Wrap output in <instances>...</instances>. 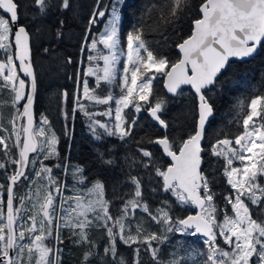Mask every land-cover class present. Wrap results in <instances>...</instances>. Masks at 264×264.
<instances>
[{"label":"snow or ice","instance_id":"obj_1","mask_svg":"<svg viewBox=\"0 0 264 264\" xmlns=\"http://www.w3.org/2000/svg\"><path fill=\"white\" fill-rule=\"evenodd\" d=\"M122 2L123 0H115L104 32L100 34L99 39H92L89 45L90 50L97 52L95 56L89 55V61L103 59L104 68L99 69L98 65L95 67L90 65L86 75L95 76L97 87L100 81L114 84L117 78L115 66L119 63L121 55H126L127 64L132 65L131 77L129 79L128 76L130 69L124 67L121 89L122 92L126 89V93L115 100L117 107L114 126L110 129L108 125L94 121L90 128L96 140H101L103 137L102 134L96 133L95 125L103 128L105 135H117L119 139L125 140L126 137L131 136V130L136 125L138 117L129 121L122 112L131 105L134 113H140L143 105L139 102L142 101L147 105L144 110L167 130L168 123L159 115L163 111L164 101L156 100L153 103L150 100L152 81L156 79L155 73H161L166 77L167 90L174 95L179 94L178 90L182 85H190L198 97V119L194 132L183 139L177 147H174L175 141L170 140L167 135L151 141L162 147L173 164L162 170L152 162L151 151L146 149L140 151L143 157L149 158L147 162H143V167L148 168L151 165L155 176L162 178V191L175 197L176 203L181 208L194 206L199 211L185 218L174 217L171 215L172 206L167 198L161 201V207L150 209L143 198L141 179L131 174L128 176V181L134 186L131 196L125 200L120 214L116 217L109 212L111 201L104 198V184L100 181L94 182L91 188L75 189L74 195H64L67 185L58 183V178L52 175V167L43 163L44 160L59 158L56 147L58 138L50 128L44 127L49 124L47 117H42L40 124L34 126L36 76L31 65L29 34L25 27L16 24L20 5L15 0H0V9L10 14L8 18L0 17V50L7 53L12 47L10 36L13 34L9 23L11 21L12 25L17 27L14 33L17 50L15 58L19 60L24 75L31 78L30 92L26 95V83L18 75L13 56L8 55L5 60H0V81L3 82L2 86L10 88L13 92V106L15 107L22 100L25 101L16 109L17 115L10 121L15 135L11 147L6 142L10 137L0 136V146L5 155L9 156L8 163L17 165L13 173L8 174L6 164L0 162V169L5 170L9 181L7 186L0 183V264H31L34 251L38 253L36 264H50L48 257L53 249L48 247L44 240L52 237L53 231H55L54 239L58 243L63 242L60 229L66 228L71 235L79 237L74 241L75 243L87 244L91 242L88 240L86 230L94 224L106 231L109 246L104 249V253L111 255L113 260L117 259L116 244L119 239L128 246L141 243L147 245L145 250L150 252L156 264H160L159 248L154 247L152 242L163 243L168 237L166 234L156 232L146 233L139 223L136 224L133 233L132 225L126 224L125 221L134 218L137 209L147 214L153 222L161 225L164 233L177 232L181 235L204 237L203 243L207 245V253L195 254L206 256L202 264H264V219L260 218L264 216V204H262L264 185L257 179L258 176H264V164H260L264 161V95L252 98L247 104V111L241 122L242 133L237 135L234 141L228 138L218 140L211 149L212 155L226 161L223 174L227 178V184L235 193L234 196L225 197L227 203L231 205L233 215L230 216L225 211L222 220H218L216 215L218 207L211 187L214 178L202 171L201 155L204 150L201 141L204 139L205 126L208 118L213 114L212 105L203 90H211L217 86V76L226 67L230 58L242 59L251 56L264 41V0H201L198 8L200 16L193 21L192 34L176 45L181 58L172 63L171 67L167 57L155 55L148 47V42L144 39L143 16L141 23L126 36V52L121 48L120 14L117 5ZM34 6L38 9L39 15L45 16L52 4L51 0H34ZM190 6L191 0H165L159 6L147 5L144 15L147 16L153 9L159 8L160 18L167 22L185 15ZM60 7L69 9L70 0H61ZM106 11L107 8L100 9L97 0L96 9L89 19V31L91 25L97 22V17L103 18ZM57 34L59 36V32ZM85 40L87 41V37ZM98 44H102L108 50L107 55H103L98 50ZM68 62L70 63L71 60L69 59ZM101 71L102 75H100ZM149 73L153 75H148ZM145 76L147 79H144ZM138 80L141 81L139 84ZM83 94L85 99L96 104H109L114 99L111 94L106 97L92 95L87 80L83 81ZM64 96L67 97L66 92ZM77 103H79L78 97ZM238 107H244L243 102ZM80 108L85 115H90L82 104ZM112 111V108H109L103 114L111 117ZM25 118L26 122L17 130V120H25ZM67 118L68 114L65 113V119ZM66 135L70 138L71 132H67ZM37 137L44 139L37 140ZM233 144L238 147H233ZM13 147L18 150V159L11 157ZM31 153L36 155L30 159ZM98 159L102 165L111 166L115 163L113 159L105 158L103 152H98ZM38 160L40 167L36 169ZM234 160L240 161L242 167H234ZM245 161L249 163L245 164ZM29 166L36 169L33 176L26 173ZM54 167L59 168L60 164L57 163ZM64 171L67 173V166ZM83 172L84 169L80 166L72 170L76 183H84L86 177ZM41 176L47 180V183L36 188L35 199L33 200V194L29 191L24 197L19 198V207H15L14 187L20 179L24 178L31 185ZM41 188L44 189L43 195L40 192ZM152 191L156 192L157 189L152 188ZM244 196L255 206L257 219H253L249 204L241 198ZM28 200H33L31 209L25 207V202ZM22 212H31L27 217L30 223L25 221ZM26 233L30 243H22ZM220 238L227 248L217 242ZM25 250L28 253L27 261L24 260ZM134 251L138 257L140 248ZM91 254L89 252L85 255V261ZM173 255L175 256V253ZM195 255L189 254L188 259L192 264H201L195 259ZM58 260L57 255L56 261ZM118 264H124L123 258L119 259ZM135 264H139L138 259ZM168 264H181L180 258H174Z\"/></svg>","mask_w":264,"mask_h":264},{"label":"trees","instance_id":"obj_2","mask_svg":"<svg viewBox=\"0 0 264 264\" xmlns=\"http://www.w3.org/2000/svg\"><path fill=\"white\" fill-rule=\"evenodd\" d=\"M114 1L99 0L100 9L107 8L103 18L110 12ZM15 2L20 5L18 8L20 25L24 26L31 36L33 65L37 77V125L40 124L42 117H47L49 124L45 128H50L59 141L56 146L59 158L44 160L43 163L52 167V175L58 178V183L67 185L64 195L72 194L73 186L82 190L91 186L95 181H100L104 184V198L111 201L109 212L113 217H116L120 214L125 200L131 196V190L134 187L128 181V176L131 174L141 179L143 198L147 201L150 209L161 207V201L167 198L172 206L171 215L174 217L185 218L187 215L195 214L196 207L181 208L176 203L175 197L162 191V178L155 176L151 165L148 168L143 167V162H147L149 158L143 157L140 151V149L151 151L152 162L162 170L170 166V162L162 150L151 141L167 135L170 140L175 141L174 147H177L183 139L194 132L198 119V97L193 91L190 88H185L180 90L176 96H169L164 86L165 76L157 73L156 79L152 82L150 100L153 103L156 100L164 101L163 111L159 115L168 123L167 130L149 117L148 112L144 110L147 105H144L143 102L140 113H134L133 108L127 109L125 113L129 121L138 117L136 125L131 130V136L121 140L118 136L105 135L104 130L95 125L96 133L102 134L103 137L101 140H96L90 125L96 118L104 120V118L96 116L102 106L89 103L84 98L81 88L83 81L87 80L91 91L100 97L106 96L107 87L104 83H100L97 87L93 78L86 75L88 65L94 64L92 61L88 63V57L96 52L90 50L89 45L92 39H99L102 32L103 24L99 17H97V22L91 25L89 31V19L96 9L97 0H70L69 9L60 7L61 0H51L52 7L49 8L45 16L39 15L38 9L34 6V0H15ZM164 2L165 0H123L119 5L121 15L119 33L125 45L127 34L141 23L143 16L144 39L147 40L148 47L155 55L167 57L169 67H171L172 63L180 59L176 45L192 34L193 21L200 16L198 8L201 0H191L190 9L179 19L163 21L160 18L159 8L153 9L147 16L144 15L147 5L156 4L159 6ZM0 17L6 18L1 12ZM85 37H87V41ZM10 41L12 47L7 53L0 50V60H5L8 55H12L15 59L13 35L10 36ZM99 46L98 44L97 47ZM2 85L3 82L0 81V134L5 138L10 137L6 141L11 147L15 141V135L10 121L17 115L16 109L20 108L24 101L14 107L13 92L10 88ZM65 92L67 93L66 98ZM204 92L212 105L213 117L208 124L203 143L204 166L202 171L214 178L211 187L215 193V203L218 207L216 215L218 220H222L225 211L228 215H233L231 205L227 203L225 197L234 196L235 193L227 184V178L223 174L226 161L212 155L211 149L218 140L228 138L234 141L236 136L242 133L241 122L247 111V104L252 98L264 95V41L255 57L245 62H231L217 79V86ZM77 97L79 103H77ZM241 102L244 107H238ZM81 104L90 115H85V112L80 108ZM74 108L76 110L73 112ZM65 113L68 114L67 119H65ZM69 131L71 132L70 138L66 135ZM40 139L37 137V140ZM98 152H103L105 158H111L115 163L111 166L102 165L98 159ZM35 155H32L30 159ZM11 157L18 159L17 149L14 147L11 148ZM8 160L9 156L5 155L0 147V162L5 163L8 174H12L17 165L8 163ZM57 163L60 164L59 168L54 167ZM65 166L68 169L67 173L64 171ZM76 166L84 169L83 175L86 179L83 184H78L73 179L72 170ZM37 167H40L39 160L36 164ZM35 170L29 166L26 173L33 176ZM257 179L264 185V176H258ZM37 181L38 179L36 183ZM0 183L6 186L9 183L4 169H0ZM36 183L30 185L23 178L15 186V207H19V198L24 197L29 191L34 196ZM152 188H156L157 191L153 192ZM4 200L6 211V189ZM246 202L252 211L253 219H257L255 206L248 200ZM32 203L33 200L26 201L25 207L31 209ZM21 215L27 223L31 222L27 220L31 212H22ZM89 218H92L91 215ZM260 218L264 219V216ZM125 223L132 225L133 233H135L136 224L139 223L146 233L156 232L167 235L168 239L163 243L152 242L154 247L159 248L160 264H168L174 258L192 263L188 259L189 254L207 253V245L203 243L205 238L181 235L177 232L164 233L161 225L153 222L147 214L142 213L139 209H137L135 217ZM86 231L88 240L91 242L87 244L75 243L74 241L79 237L71 235L66 228L60 229V237L63 242L58 243L54 239L55 231H53V236L44 240V243L53 249L48 257L50 264H118L120 258H123L124 264H135L137 259L139 264H156L150 252L145 250L147 245L141 243L128 246L119 239L116 244L117 259L113 260L111 255L104 253V249L109 246L106 231L96 227L95 224ZM27 236L26 233V238L22 243L31 242ZM217 242L222 246V238ZM136 248H140L138 257L134 251ZM89 252L92 254L85 261L84 257ZM57 255L59 256L58 261H56ZM37 258L38 253L34 251L31 264H36ZM205 258V255H195V259L201 264ZM26 259H28V253L25 250L24 260L26 261Z\"/></svg>","mask_w":264,"mask_h":264},{"label":"rangeland","instance_id":"obj_3","mask_svg":"<svg viewBox=\"0 0 264 264\" xmlns=\"http://www.w3.org/2000/svg\"><path fill=\"white\" fill-rule=\"evenodd\" d=\"M115 2V1H114ZM119 5L120 4H118L117 5V7H118V11H119ZM110 12H111V10H110ZM110 12H108V14H107V18H106V20L104 21L105 22V24H104V28H105V25H106V23H107V21H108V19L110 18ZM120 14V13H119ZM120 25H121V15H120V22H119V28H120ZM103 32H104V30H103ZM102 32V33H103ZM120 34V33H119ZM120 43H121V48L122 49H124L125 50V52H126V44L124 45L123 44V41H122V39L120 38ZM100 46L99 47H97L98 48V50L103 54V55H107L108 54V50L107 49H105L104 48V46L102 45V44H99ZM142 55H143V52L141 53ZM92 55L93 56H95V55H97V52H95L94 54L92 53ZM14 59V58H13ZM14 62H15V59H14ZM92 62H94V64L92 65V66H96V65H98L99 66V69H103L104 68V61H103V59H98V60H95V61H92ZM88 63H90V61H88ZM15 64H16V62H15ZM17 66V65H16ZM90 65H88V67H89ZM128 67L130 70H129V73H128V76H129V79H130V77H131V68H132V65H128L127 64V59H126V55H121V57H120V61H119V63L115 66L116 67V76H117V78H116V81H115V83L114 84H107V83H105L104 81H100V83H104V85H105V87H107V89H106V96H108L109 94H111L113 97H114V99L109 103V104H96L95 102H93V101H90V100H88L89 101V103H92V104H96L97 106H102V109H100V111H98L97 112V117L98 116H100V118H104V120H100V119H98V118H96L94 121H99L100 123H103V124H106V125H108L109 126V128L111 129L113 126H114V124L116 123V121L114 120V117H115V109H116V107H117V105H116V103H115V100L116 99H118L121 95H123V94H125L126 93V89H124V91L122 92V89H121V85H122V75H123V69H124V67ZM88 69V68H87ZM17 72H18V75H19V77L21 78V79H23L22 77H21V75L19 74V70H18V68H17ZM87 72V71H86ZM5 74H7V73H5ZM103 73H102V71L100 72V75H102ZM79 75H80V73H79ZM148 75H153V73H149ZM155 76L157 77V73H155ZM89 78H93V80H94V82L97 84V82H96V78H95V76H88ZM144 79H147V76H145L144 77ZM88 82V81H87ZM141 81L140 80H138L137 81V83L139 84ZM153 82V81H152ZM25 83H26V89H25V93H26V95H27V91H28V84H27V81H25ZM90 86V85H89ZM88 86V87H89ZM82 92H83V86H82ZM90 89V91H91V88H89ZM91 94L92 95H96V96H98L95 92H93V91H91ZM84 95V94H83ZM106 96H104V97H106ZM24 100H22V101H20V102H23ZM134 101H135V97H134ZM139 103H141V104H143V102L142 101H140ZM109 108H112V116L110 117V116H108V115H104L103 113H105ZM129 108H132V106L130 105L128 108H125L124 110H123V112H122V115L127 119V117H126V111H127V109H129ZM75 110H76V108H74ZM18 122V121H17ZM18 124V123H17ZM24 124V123H23ZM93 125V124H92ZM46 126V125H45ZM44 126V127H45ZM98 126V125H97ZM125 127H126V125H125ZM103 129V128H102ZM104 130V129H103ZM105 131V130H104ZM0 136H2L1 134H0ZM114 136H117V135H114ZM2 137H4V136H2ZM41 139L40 140H42V139H44V137H40ZM7 142V141H6ZM1 147V149H2V146H0ZM221 147H223V146H221ZM233 147H238V146H236L235 144H233ZM3 150V149H2ZM257 151H259V150H257ZM248 155H251V154H248ZM258 159V158H257ZM245 164H247V163H249L248 161H245L244 162ZM260 164H264V161H261L260 162ZM260 164H258V167L260 166ZM233 166L234 167H242V164H241V162L240 161H238V160H234V163H233ZM39 167H37L36 169H38ZM96 182V181H95ZM47 183V180L46 179H44L43 178V176H41L40 178H38V181H37V183H36V186H35V192H36V188L39 186V185H41V184H46ZM93 185V184H92ZM92 185L91 186H88V187H85V188H83L82 190H84V189H87V188H91L92 187ZM75 189H78V188H73L72 189V194H67L66 196H71V195H74L75 194ZM35 192H34V196H33V200L35 199ZM40 192H41V195H43V192H44V189L43 188H41L40 189ZM242 199H244L245 200V203H247L246 201V199H247V197L246 196H244V197H241ZM28 243V242H27ZM222 247H224V248H227V245H224L223 244V240H222ZM254 258V257H253ZM26 261H27V259H26ZM181 264H192V263H186V261H181Z\"/></svg>","mask_w":264,"mask_h":264},{"label":"water","instance_id":"obj_4","mask_svg":"<svg viewBox=\"0 0 264 264\" xmlns=\"http://www.w3.org/2000/svg\"><path fill=\"white\" fill-rule=\"evenodd\" d=\"M0 12H1L6 18H8V16L10 15V14L6 13L3 9H0ZM10 24H11V28H12V31H13V46H14L15 57H16L17 50H16V46H15V43H14V33L17 31V27H16L15 25H12L11 21H10ZM16 24H17V25H20V20H19V19L17 20ZM20 26H22V25H20ZM23 27H24V26H23ZM193 27H194V25H193ZM25 29H26V28H25ZM26 31H27V29H26ZM27 32H28V31H27ZM28 34H29V33H28ZM262 42H263V41H262ZM262 42H261V44H262ZM28 44H29V48H30L31 65H32V69H33V71H34V73H35V76H36L35 68H34V65H33L32 42H31V36H30V34H29ZM261 44L257 47L256 52H255L253 55H251V56L244 57V58H242V59H241V58H235V57L230 58L229 61H228V64L226 65V67H225V68L221 71V73L217 76V79H218V78L220 77V75H221V74H222V73L228 68V66H229V64H230L231 62H245V61H248V60L252 59L253 57H255L256 54H257V52H258V50H259V48H260V46H261ZM177 50H178V53H179V49H177ZM179 55H180V58H181V54H180V53H179ZM15 62H16V64H17V68H18V70H19V74L21 75V77H22L25 81H27V84H28V91H27V94H28V93L30 92V82H31V78H30V77H27V76L24 75L23 71H22L21 68H20L19 60L15 58ZM166 83H167V79H166V77H165V83H164V86H165L166 93H167L169 96H176L177 94L174 95L173 93L168 92L167 87H166ZM185 88H190V89L193 91V93L196 95L195 90H194L190 85H182L181 88L178 90V92H179L180 90H182V89H185ZM205 90H208V89H204L203 91H205ZM196 96H197V95H196ZM36 100H37V77H36V92H35L34 103H33L34 126L37 125ZM24 103H25V101L23 102V104H24ZM149 117H150L155 123H158V122H157L156 120H154L150 115H149ZM212 117H213V114L208 118V121H207L206 126H205V134H206V130H207L208 124L210 123ZM25 122H26V118H25V120H18V122H17V123H18V124H17V130H19L20 125H21L22 123H25ZM158 124H159V123H158ZM21 135H22V138H23V133H21ZM204 140H205V135H204V139L201 141V146H202V148H203ZM156 145H157V144H156ZM157 146L162 150V147H161L160 145H157ZM162 152H163V150H162ZM17 153H18V150H17ZM34 154H35V153H31V154H30V157H31L32 155H34ZM163 154H164V156L169 160V162H170V166H171V165L173 164V161H172L171 158L168 157L164 152H163ZM201 155H202V157H203V163H202V169H203V166H204V150L202 151ZM30 157H29V158H30ZM26 172H27V170H26ZM22 179H23V178H21L20 181H21ZM20 181H19V182H20ZM19 182H18V183H19ZM18 183H17V184H18ZM15 186H16V185H15ZM14 188H15V187H14ZM198 211H199V209H197V212H196L195 214H197ZM195 214H191V215H195ZM196 237H198V238H204V237H202V236H200V235H197ZM13 255H15V254L13 253Z\"/></svg>","mask_w":264,"mask_h":264},{"label":"flooded vegetation","instance_id":"obj_5","mask_svg":"<svg viewBox=\"0 0 264 264\" xmlns=\"http://www.w3.org/2000/svg\"><path fill=\"white\" fill-rule=\"evenodd\" d=\"M106 18H107V16H106L105 18H100V17H99V20H100V21L102 22V24H103V25H102V32H103V30H104V24H105L104 21L106 20ZM102 32H101V33H102Z\"/></svg>","mask_w":264,"mask_h":264}]
</instances>
